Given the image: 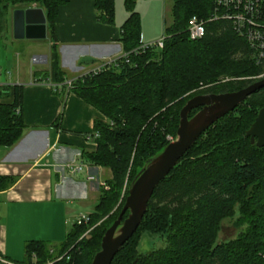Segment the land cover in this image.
Wrapping results in <instances>:
<instances>
[{
	"label": "trees",
	"instance_id": "16d2710c",
	"mask_svg": "<svg viewBox=\"0 0 264 264\" xmlns=\"http://www.w3.org/2000/svg\"><path fill=\"white\" fill-rule=\"evenodd\" d=\"M64 2L0 0V37L9 30L14 10H44L49 38L54 42L44 76L58 84L68 79L56 38V20ZM171 2L172 22L164 29L163 49L136 51L143 44L141 16L135 10L137 0H125L130 15L122 26L121 42L127 57L73 79L70 90L65 86L67 93H74L106 118L95 120L97 149L85 158L93 166L110 170L112 177L107 180L109 189L100 187L90 222L73 226L58 249L43 241L26 243L25 264H46L59 257L64 258L55 264H91L105 233L122 212L132 182L170 143L167 137L176 138L180 112L187 101L197 94L236 92L258 80L221 83L223 78L264 74V66H256L246 56L245 42L226 22H208L204 38H188L190 19L208 20L215 10L213 0ZM94 5L101 23H115V0H94ZM239 52L244 57H236ZM192 91L198 92L184 98ZM10 94V87L0 86V99ZM13 95L11 104L0 103V146L4 147L15 145L25 130L23 87L15 86ZM263 108L264 89L200 137L157 187L141 225L112 264H264V147L252 145L246 137ZM62 117L63 112L58 123ZM17 181L0 176V192ZM237 212V226L246 228L236 239L217 243L221 222ZM128 215L126 212L124 219ZM93 226L91 234L81 239ZM146 235L165 237L166 247L141 253Z\"/></svg>",
	"mask_w": 264,
	"mask_h": 264
},
{
	"label": "crops",
	"instance_id": "0c3cea01",
	"mask_svg": "<svg viewBox=\"0 0 264 264\" xmlns=\"http://www.w3.org/2000/svg\"><path fill=\"white\" fill-rule=\"evenodd\" d=\"M64 1L56 20V38L61 67L68 75L66 81L123 56L122 26L127 14H118L115 7V23L108 25L98 20L94 0ZM12 17L13 12L11 31ZM149 32L142 30V43L154 42ZM45 40L48 47L28 62L15 52L13 60L7 61L5 76L0 74V80L5 78L0 86L10 87L11 92L0 103L11 104L14 87H23L25 124L15 145L0 146V176L18 179L14 186L0 192V264H25V245L30 241H43L58 249L79 218L73 214L77 204L93 202L95 207L100 187L110 173L85 158L86 153L97 149V144L88 140L94 133L95 120L106 118L74 93H67L65 83L45 78L54 43L49 34ZM33 57L43 61L34 64ZM72 163L87 164V174L95 179L88 180L86 174L72 175L66 168Z\"/></svg>",
	"mask_w": 264,
	"mask_h": 264
},
{
	"label": "water",
	"instance_id": "95a60500",
	"mask_svg": "<svg viewBox=\"0 0 264 264\" xmlns=\"http://www.w3.org/2000/svg\"><path fill=\"white\" fill-rule=\"evenodd\" d=\"M13 36L16 40H45L47 17L42 8L29 7L13 11ZM47 61V57L44 56ZM264 89V78L236 92L197 95L187 101L180 112L176 139L150 159L130 185L125 205L117 220L105 233L100 251L91 264H112L124 244L136 233L157 187L169 176L200 137L223 117L235 111L247 98ZM199 111L190 117L191 112ZM252 145L264 147V108L247 131ZM126 212L129 215L124 219Z\"/></svg>",
	"mask_w": 264,
	"mask_h": 264
},
{
	"label": "rangeland",
	"instance_id": "374dc122",
	"mask_svg": "<svg viewBox=\"0 0 264 264\" xmlns=\"http://www.w3.org/2000/svg\"><path fill=\"white\" fill-rule=\"evenodd\" d=\"M115 7H116V11L118 14L124 12L125 14H127L129 18L130 12L126 9L125 0H115ZM135 10L138 11V13L141 16L142 30L149 29L150 31L149 35L155 38L154 42L159 41V40L161 41L162 38H164V29H165L166 24H170L172 22V15H171L172 2L171 0H137ZM47 47H48V40H27V39L16 40L13 36V31H11V28L9 27V30L3 33V35H1L0 37V74L2 73L3 76H5V73L8 70L6 69L7 61L9 62L13 60L15 52L18 51L22 55L21 60L28 62L29 59H32V56L39 55ZM241 56L244 57L243 52L242 53L239 52L236 55V57H241ZM34 64H39V63H34ZM34 67L37 68L38 70L41 69L39 65H36ZM27 69H30V67H27ZM10 72H11V75H14L16 73V71L13 69L10 70ZM260 76L252 77L248 79L247 78H237V79L223 78L221 83H225V82L232 81V80H235V81L237 80L253 81L255 79L260 80L263 78ZM4 79H1L0 81L2 82L4 81ZM251 84L253 83H250L249 85ZM197 92L198 91H192L186 94L184 98L189 99L193 97L194 95H196ZM202 95H206V94L203 93ZM175 139L176 138H174L172 135H169L167 137V140L169 142ZM111 177H112V174L110 171L107 179L103 182V185L101 187L105 189H109L107 185V180L110 179ZM99 193H100V190H99ZM94 208L95 207H94L93 202H87L85 204H77L73 214L79 217L83 215H90L91 212H93ZM238 218H239V212H237L234 217L226 218L221 222L220 231L218 233V238H217V243L228 242L230 240L236 239L239 236V234L246 228V226L242 228L237 226ZM94 228L95 227L93 226L89 230H87V232L81 237V239L90 235L91 232L94 230ZM166 245H167V242H166L165 237H162L159 235H146L141 242L140 252L146 253L153 249H161V248L166 247Z\"/></svg>",
	"mask_w": 264,
	"mask_h": 264
},
{
	"label": "built area",
	"instance_id": "2783aa9c",
	"mask_svg": "<svg viewBox=\"0 0 264 264\" xmlns=\"http://www.w3.org/2000/svg\"><path fill=\"white\" fill-rule=\"evenodd\" d=\"M214 13L208 19H202L193 16L188 25V38L191 41H198L207 34V23L214 21L226 22L244 42L246 46V56L258 67L264 66V0H213ZM165 46V37L160 41L143 43L137 52H144L149 48L163 49ZM127 57L126 54H123ZM117 60V59H116ZM43 61L42 58L34 57L33 63ZM115 61V60H114ZM112 61V62H114ZM109 63L101 64L94 68V72H98L105 68ZM260 77L264 78V74ZM72 80L65 81L68 90L72 87ZM58 86L55 90H58ZM20 111L18 110L17 113ZM99 134L94 131L89 135L88 140L96 143ZM89 166L85 163H72L66 166L72 175L86 174L88 180L95 179L93 175H88ZM90 222L89 215H83L76 220L78 226L86 225ZM64 257H59L55 261H49L46 264H55L62 261ZM70 258L67 257V260Z\"/></svg>",
	"mask_w": 264,
	"mask_h": 264
},
{
	"label": "flooded vegetation",
	"instance_id": "af4514ba",
	"mask_svg": "<svg viewBox=\"0 0 264 264\" xmlns=\"http://www.w3.org/2000/svg\"><path fill=\"white\" fill-rule=\"evenodd\" d=\"M200 95H202V94H200ZM196 96H197V95H196ZM197 110L199 111V109H197ZM198 111H197V112H198Z\"/></svg>",
	"mask_w": 264,
	"mask_h": 264
}]
</instances>
